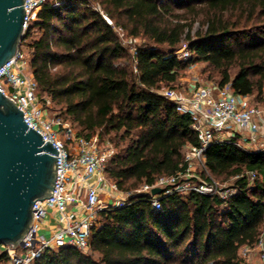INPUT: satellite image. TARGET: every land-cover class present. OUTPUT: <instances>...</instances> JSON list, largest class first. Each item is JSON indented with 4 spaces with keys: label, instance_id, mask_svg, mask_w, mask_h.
<instances>
[{
    "label": "trees",
    "instance_id": "16d2710c",
    "mask_svg": "<svg viewBox=\"0 0 264 264\" xmlns=\"http://www.w3.org/2000/svg\"><path fill=\"white\" fill-rule=\"evenodd\" d=\"M97 1L112 25L88 0H46L19 49L27 48L37 94L57 107L56 116L78 136L97 135L117 148L106 172L120 189L186 168L184 150L198 144L192 118L158 90L178 88L190 65L206 63L217 85L229 83L264 105V0ZM117 27L143 42L131 51ZM182 43L188 59L177 56ZM204 167L219 181L238 175L236 192L225 201L166 195L159 209L137 194L128 205L100 211L89 252L65 245L28 264H254L239 249L254 245L264 229V150L213 141ZM247 170L255 172L251 184ZM0 262L9 263L5 251Z\"/></svg>",
    "mask_w": 264,
    "mask_h": 264
},
{
    "label": "built area",
    "instance_id": "2783aa9c",
    "mask_svg": "<svg viewBox=\"0 0 264 264\" xmlns=\"http://www.w3.org/2000/svg\"><path fill=\"white\" fill-rule=\"evenodd\" d=\"M45 1L24 0V30L36 18ZM59 3L61 1H56L54 5ZM90 5L112 25L98 5ZM115 29L123 37L122 29ZM130 49L134 51V46ZM177 56L182 59L190 57L186 43H182ZM194 81L199 80L195 78ZM0 91L22 111L27 126L40 133L43 141L51 142L58 151L54 155L56 178L52 196L35 201L30 232L23 237L21 244L0 245L10 264H28L45 251L65 245L83 253L89 252L91 229L97 225L100 211L128 205L137 194H147L153 209L160 208L161 197L171 194L196 192L218 196L225 201L236 192V188L222 185L209 175L204 167L206 149L213 141L234 139L245 150H264V108L252 104L249 96L235 94L229 83L221 86L212 82L199 83L187 93L162 88L158 92L172 101L178 112L191 116V128L196 132L198 144L188 146L184 154L187 164L184 170L160 175L152 183L122 190L106 172V164L116 153V148L108 141L99 142L97 135L90 138L78 136L70 123L48 114L49 99L38 96L29 62L19 48L0 67ZM228 131L237 132L224 138ZM244 174L251 184L255 172L247 170ZM236 177L238 175L232 178ZM156 187L161 188V193L152 194L151 190ZM242 248L245 258L256 256L264 262V229L254 245Z\"/></svg>",
    "mask_w": 264,
    "mask_h": 264
},
{
    "label": "water",
    "instance_id": "95a60500",
    "mask_svg": "<svg viewBox=\"0 0 264 264\" xmlns=\"http://www.w3.org/2000/svg\"><path fill=\"white\" fill-rule=\"evenodd\" d=\"M24 19V0H0V67L19 48ZM57 152L0 91V245L21 244L30 232L35 201L52 196ZM161 191L156 187L151 193Z\"/></svg>",
    "mask_w": 264,
    "mask_h": 264
},
{
    "label": "rangeland",
    "instance_id": "374dc122",
    "mask_svg": "<svg viewBox=\"0 0 264 264\" xmlns=\"http://www.w3.org/2000/svg\"><path fill=\"white\" fill-rule=\"evenodd\" d=\"M89 2L91 4L98 5L100 7V5L98 4L97 0H89ZM197 26H198V24H197V21H196V23L194 24V29ZM120 38H121L122 43L124 45L131 46V47L134 46L135 44L138 45V44L143 42V40L140 39V38H132V37L126 36V34H124L123 37H120ZM20 50L25 55V58L28 60L27 48L22 45L20 47ZM209 72H210V69H209V67H207V64L204 63V62H196V63L190 65L187 69H185L182 72V76L180 77V81H179L180 84H179L178 88H176V90H179V91L187 93L188 90H189L188 89L189 85H191V88H192V87L197 86L199 83L212 82V83L216 84L217 83V81H216L217 77H215L214 79L208 78L207 76H208ZM195 78H196V80L198 79L199 81H194ZM251 103L253 104L252 101H251ZM257 106L260 107V108H264V105L262 103H258ZM56 108L57 107H55L51 103V101L49 100V103H48V114L51 115V116L52 115H56L57 114ZM67 122L70 123L69 121H67ZM236 132L237 131H235V132L234 131H228V133L224 134L223 136H224V138H228V137H230L231 135H233ZM104 141H106V140H104ZM108 143L113 145L109 141H108ZM187 150H188V146L185 148L184 153H186ZM116 151H117V148H116ZM195 167H197V166H195ZM196 169L199 170V167H197ZM233 180H234V178L231 177V178L226 179L224 181H219V180H217V181H219L222 185L231 186L233 184ZM242 249L243 248L240 247L239 255L246 261V263H254L255 264L256 262L260 261L258 259V257H256V256H252L250 259L245 258L243 256V254H242V252H243ZM1 251H3V249H1ZM0 264H9V263L0 262Z\"/></svg>",
    "mask_w": 264,
    "mask_h": 264
},
{
    "label": "crops",
    "instance_id": "0c3cea01",
    "mask_svg": "<svg viewBox=\"0 0 264 264\" xmlns=\"http://www.w3.org/2000/svg\"><path fill=\"white\" fill-rule=\"evenodd\" d=\"M188 89H189V90L191 89V85L188 86ZM189 90H188V91H189Z\"/></svg>",
    "mask_w": 264,
    "mask_h": 264
}]
</instances>
